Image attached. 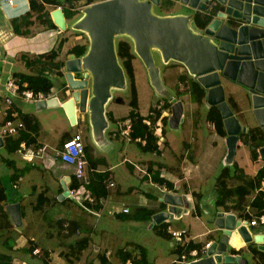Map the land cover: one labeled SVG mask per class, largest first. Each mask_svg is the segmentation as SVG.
<instances>
[{
    "label": "crops",
    "instance_id": "1",
    "mask_svg": "<svg viewBox=\"0 0 264 264\" xmlns=\"http://www.w3.org/2000/svg\"><path fill=\"white\" fill-rule=\"evenodd\" d=\"M7 1L8 0H0V9L3 11L4 17H6V21L1 19L0 17V96L6 93V81L8 80L9 77L11 76L16 77L15 74L17 72H24V73L32 72L31 68L27 67L24 60L22 59L23 54L25 55L27 54L29 56L34 57L39 54L49 53L52 49H57L61 41V40L59 41L57 46L41 47V45L37 43L36 45L31 47V39H29L30 35H32L36 39V35L48 27L46 26L45 23H43L40 20L42 22L41 24L44 25V27L41 30H38L36 32L33 31V27L34 25H36V21H39V19L36 20V18L33 17L34 24L30 27L29 34L21 35V34L15 33L13 29V26H14L13 19L16 17L22 16L26 12L30 11L31 9L30 0H12L13 1L12 4L8 3ZM47 8L50 10V13H51L57 7H53L52 9H50L49 5H47ZM196 10H200V9L195 8V11ZM212 11H213V8H210L209 13H211ZM167 15H176V14L167 13ZM192 16H194V14H192ZM67 20L68 19H66V21ZM191 20L194 26V19L192 18ZM51 29L59 30L63 33V31L59 27L51 28ZM196 30L200 32L199 29H196ZM21 41L24 43H28L29 41L30 42L29 50L31 47L34 51H31V50L27 52L22 51L20 49ZM88 48L89 47H87V51H88ZM60 50H59V54H60ZM133 52L135 54L133 64L135 68V77H136V85H137V75H138L137 69L141 70L144 65L142 63L143 65L142 66L140 62L141 60L139 61L137 59L138 54L135 52V50ZM59 54H58V61L60 57ZM72 55L73 54H70V56ZM16 61H22L27 70L26 71H13L12 70L13 64H15ZM62 62H64V60H62ZM160 63H161L160 67L157 65V63L156 65L159 67V77L161 79L160 71L163 72V69H164L163 67L167 63L163 61V58H161ZM4 64H7L8 66H10V68L8 69L6 73V77L2 76ZM177 67L179 68V77L177 79V83H178L181 79V76L182 78L183 77L185 78V76L189 75L188 74L189 71L187 68L185 67L183 68V66L181 65ZM63 72H65V68ZM50 74L52 75V77H54V74L56 73L53 71V73H50ZM190 76L195 78L194 75H192L191 73H190ZM223 79H225V85H226L225 87L223 83L226 101L229 102L228 104L232 108L233 113L239 120L240 124L243 126L242 128H246L245 130H242L240 133V137L236 144V149L232 157H227L228 153L226 155V161L228 162V165H232V168H230L229 166L225 167V168H229L230 170V176L228 177V182L230 184H236V182L240 183L241 181H243L242 179L244 177L247 178V177L256 176L258 170L264 166V157L262 156L261 151H260L262 148H264V142L262 146L258 149L259 155L257 157H254L252 155L251 142L250 140L248 142H244L243 140L244 136L242 135V132H247L250 129L259 128L262 132L261 136L264 137V130L260 126L258 119L256 118L254 114L252 91L249 88L245 87L244 85L236 81L226 79V78H223ZM52 91L56 96H58L57 93H55L56 92L55 86L52 88ZM137 91H138V101L140 103L138 85H137ZM58 93H61V92H58ZM188 95H190L189 108L191 107V109L194 110L196 109L197 102H195L191 98L192 96L189 93H186L183 96H188ZM177 96H178L177 99L175 100L171 99L169 101L172 105L177 100L178 101L180 100V96L178 94ZM117 97H122L123 102L121 104L130 102V97L125 98L124 96H113L112 95L106 104V114L108 118V113H111L113 120H110L108 118L109 120L108 128L104 130L102 133L98 134V136H95L94 128L93 126H91L90 131L88 133V138H87L88 142L87 143L85 142V144L88 146L87 154L91 156L93 158V161H95L96 163L95 167L97 169L95 170L101 171V172H107L109 174L108 177H110L111 180H113L115 183V186L109 187V192L105 196L106 198L105 203L98 202L96 205L90 206L89 207L90 211L84 209L82 206L77 204L73 199L69 198L68 195H64V192L70 188L73 179H76L74 175V167L70 164H67L66 162H63L61 160H55L52 158L54 149L61 145L60 144L61 137L65 135V133H69V136L71 138L74 136V134L80 133V131L71 132L69 130L70 123L67 120V117L65 114L66 112H65L60 115V120L55 123L57 132H59L60 137L56 143L52 144V142L51 143L49 142V139H51L49 133L47 131H44L43 129L44 123H42L41 116L38 113L25 112L21 108V106L16 101H14L13 109L16 112H18V114H20L19 115L20 117L21 115H24V114H30V115H34L37 118L39 122V131L37 135H35V137H36V140H38L37 141L39 143L38 146L47 145L48 151H47V154L45 155L47 156L45 157V159H35L32 161H28L24 159L22 154L19 152V150L15 151V152H19L20 156L22 157L23 163L20 164L16 160L9 159L7 160V164L10 166L11 171L6 174H0V180L7 187V190L9 193L10 201L8 204L19 202L21 204V209L23 208L24 210V215H22V224L19 226L14 224V228L16 232L18 233V237L16 239V247L13 251H15L16 248L18 250L23 248V251H24V248L26 247L28 248L30 245H32V246H35V249L32 251L33 253H31L32 256L38 255V253H40L41 250L44 251V254L46 252H49L50 257H52L54 253L55 254L59 253L63 257L64 261L61 260V262H59L58 264H67L68 259L65 257L64 255L65 253L63 254V252L67 250H72L71 249L72 245H74L77 241L81 240L82 238L87 237L89 240V244L87 245L85 249H83V251L80 254H77L78 252L75 250L74 256L76 254L77 255L75 257L73 256L74 259L77 258V260L79 261L83 260L82 258L83 256L87 254L88 250L94 249L95 253H101L107 256L109 264H120L128 258H131L135 262H138L140 264L145 263V261L147 264H158L156 263L158 259L159 261L163 263L165 262L162 259V257L164 256L163 255L164 250L160 246H157L155 244L153 248H150L149 246H147L146 243H137V242L130 243L131 241L125 242V238L122 236L121 233L120 235L114 234L113 236L114 240L112 239L110 242V246H108V243L104 241L103 236L100 235V233L104 234L102 232L104 231V229L101 231L99 223H98V219L109 216L111 217V219L113 218V219L119 220V222L116 223L112 219L113 223H111L110 226L114 225V227L118 228V225H119L120 229L123 230L122 228L123 224H121L120 222L129 220L134 224L135 223L134 219L146 221L147 222L146 225L148 229L155 231V233H157L159 237H165L167 239L174 241L175 244L177 245L176 240H173L170 235H169L170 237H168L164 234V232L166 233L165 229L160 227V224L162 223H157L156 220L153 218L155 214H157L158 212H161L162 210L166 208L164 204L167 206V204L162 201V197L164 196V193L162 192L163 186H166L169 190L173 191L175 194L181 195L182 197L186 195L187 199H185L186 200L185 203H188V206L184 204L185 207H183L182 210L180 209V213L177 215L178 217H175L171 220L170 225H172L177 230L185 229L187 230L188 234H187V238L185 240L184 246L178 247L177 245L176 251L171 250L173 253L172 254L173 258L169 261V264H177L176 262L177 256L179 255V253L186 251V248L189 244H193V248H198V246H201L203 242H206L207 240L219 241L220 238L224 235L223 233L224 230L217 228L220 230V233H218L219 238L215 236V234L213 233L215 230L213 228L208 227L207 226L208 223L203 218L204 213L209 214L208 215L209 217L212 215V218L210 221H213L215 223L217 221L216 215L219 212L224 213L225 217H227L228 214H233L237 220H241V221L249 219L248 217L244 216L245 207L247 206V204L253 201L256 195L255 193L248 195L247 204L243 208L244 210L242 209V211H235V210H227L224 206H218L216 204L217 196H218L217 186L210 191L208 196H206L202 193L196 192L195 190H191L189 185L187 186L188 187L187 191L183 189L184 186L180 185L182 182L186 180H190V175L188 173L190 171V166L197 167L200 160L202 159V156H197V159H193L192 161H190L191 145L196 144L198 146L200 142L204 141V139L200 135H197L195 138V144L193 142H190L189 139H184L183 145L181 147L180 155L177 152H175V148L171 147V143L166 136V129H165L166 123L162 119L163 117L170 118L171 113H172V109L170 108L169 109L162 108L161 113L164 112L165 114L164 116L160 115V117L154 124L155 134L158 136L157 144L160 150L156 152L154 151L152 153L153 154L158 153V155L161 156L163 159L159 160V159H155V158L153 159L152 157H150L144 160L142 159L136 160V156H130L127 149H122V152H121L122 160L116 164L113 163V160L111 159L112 156L110 158L108 155L110 154V152H112L115 149L114 145L116 144L115 142H113L114 141L113 139L120 140L123 136H125L127 137L129 141L137 143L142 149L146 143L144 141L132 139V135L129 138L128 136L122 133V129H123L122 123L129 116L132 110V107L129 110V114L122 116V117L117 115L115 109H113L112 107L111 108L108 107L109 103L112 101H115ZM166 102L168 101H163L162 104H165ZM182 104L184 107L183 102ZM200 105L205 106L204 112L206 111L205 113L207 117V113L210 107L212 106L207 100V91H206L205 98L203 99V102ZM159 106L161 105L159 104ZM0 107L1 108L3 107V100H1L0 102ZM56 107L58 109H62L61 105H58ZM160 108L161 107L157 109H160ZM116 110L118 109L116 108ZM149 113L154 114L155 112L154 111L152 112L150 108ZM77 114H78L77 124H72V125H76L80 127L81 125L80 122H84L88 118L85 119L86 113L84 112L78 111ZM183 118H185L184 112L182 114V119ZM1 121H2V114L0 113V123ZM182 122H184V119ZM147 123L151 124L149 120H147ZM112 126H115V128L112 129L110 132H108L109 128H112ZM207 126H210L209 131H211V134H210L211 142L209 141V143L213 146H218V145L220 146L224 144L226 147V151L228 149V152H229V146L227 143V133L220 136L215 126L212 123L208 122V120L205 122V127ZM212 129H214L215 136L213 135L214 132ZM17 137L19 136H15L13 138H17ZM2 146H5L7 148V146L5 145V141ZM197 153L200 154L198 151ZM125 164L127 165L126 167H125ZM23 168L25 169V173L17 181H12V176L15 173V169L21 170ZM116 168H120V169L116 170ZM92 170L93 168L90 167V165H88V172H87L86 180L89 184L91 182L90 172ZM134 176H136L139 179V182L135 181ZM158 178L164 179V183L160 182ZM24 184H25V187H24ZM54 184H58L59 186V188L57 189L58 192L56 191V193L57 195L59 194L61 202H65V200L71 199L79 206V209H80L77 212V218L76 217L68 218L62 215L61 218L58 219V225L59 226L63 225V229H62L63 232H64L65 227H68V225L69 227H72L73 225L75 229L73 230L72 235H66L62 233V230L59 231V233H62L64 236L66 235V237H64L65 238L64 240L60 241L61 243V245H59L60 248H58L57 251L55 250V252L54 250H47L45 247L42 246V244L37 242L36 239H34L33 237H30V238L25 237L20 229L23 225L26 224V219L27 221L29 220L30 216L32 215V211H35L36 209L39 210L41 208H44L47 204H51L52 199L50 195H53L55 188H56V187L52 188L51 186H54ZM170 184H172V187L170 186ZM186 184L187 182L185 183V185ZM29 185L31 186L28 187ZM30 188L32 189V191H34V194L37 196L36 200H32L31 203L26 201L28 199V194H30V196L32 194L31 192H29ZM21 191H23L24 193H21ZM41 196H43L45 199L42 200ZM123 203L128 205L130 209L129 212L122 211ZM27 205H29V207H27ZM28 208H31V210L29 211ZM149 210H151L152 215L147 219L146 216ZM255 210L257 209L255 208ZM81 212H82V215H80ZM257 212L260 213L258 210ZM86 215L89 217V219L92 218L94 221L92 220L90 221ZM188 215H192L193 218L195 219L193 222L189 224V227L178 228L175 226L176 224L175 225L173 224L174 219L178 220L179 218L188 216ZM93 216L97 217V219L95 220ZM64 218H66L67 221H65ZM60 220H62V222L59 223ZM234 221L235 219L233 218L228 219V223H234ZM49 225L50 226L52 225V220L51 222H49ZM250 228H253V233H254L253 235L255 236L264 235V226L257 225V226H253ZM67 229L69 230L70 228H67ZM20 236L23 237L24 240L28 243H25L24 245H19ZM67 239H68V242H65ZM26 244H29V245L25 246ZM248 244L249 243H246V244L244 243L242 246L241 244H238L236 247L237 249L232 248L230 246L228 248L229 253L231 254L236 253V251L233 250V249H236V250H239L238 253H240L241 256L246 257L244 253H245V250H247L249 251L250 255H252L253 259H251L252 261L249 259V257H246V259L248 260L249 264H254L256 262V258L251 251V247ZM250 244L257 246V243H250ZM129 248H133V251H131ZM102 249L104 251L100 252ZM179 249H181V251ZM125 255H126V259L125 258L123 259ZM12 256L14 258L13 254ZM112 257H115L116 261L113 260ZM22 258L25 259V256L23 255ZM14 262L16 264H24V263H21V261L19 262V260H16L15 258H14ZM69 262H72V260H70ZM91 264H93V262ZM165 264H168V263H165Z\"/></svg>",
    "mask_w": 264,
    "mask_h": 264
},
{
    "label": "water",
    "instance_id": "2",
    "mask_svg": "<svg viewBox=\"0 0 264 264\" xmlns=\"http://www.w3.org/2000/svg\"><path fill=\"white\" fill-rule=\"evenodd\" d=\"M160 1L101 0L85 8L74 27L88 32L91 41L84 55H72L65 62L70 94L38 102L37 107L61 105L72 124H77L78 111L88 113L95 136L102 133L109 126L106 104L112 89L124 88L127 83L126 71L118 60L115 36L128 34L133 38L136 53L148 67L153 84L160 85L159 67L153 55V49H158L163 61L183 63L206 89L208 102L216 105L224 118L229 146L227 157H232L240 133L246 128H242L226 101L223 78L252 91L254 114L264 130V0H216L212 21L200 32L194 28L190 14H156L153 5ZM181 1L200 10L209 7L207 0ZM51 16L61 30L67 28L62 7L54 9ZM75 72L82 75L76 77ZM171 109L170 123L177 127L182 119V102L176 101ZM260 151L264 157V148ZM67 190L64 195H68ZM162 201L167 206L153 216L157 223L177 216L184 204L188 206L178 194H165ZM7 210L13 223L21 225V204L10 203ZM216 218V225L224 230V235L219 241L212 240L202 257L190 264H249L236 250L238 244L257 243L264 251V235H253L250 228L253 226L237 220L233 214L225 217L219 212ZM229 218L235 219L234 223H228ZM230 246L236 248L233 249L236 253H229Z\"/></svg>",
    "mask_w": 264,
    "mask_h": 264
},
{
    "label": "rangeland",
    "instance_id": "3",
    "mask_svg": "<svg viewBox=\"0 0 264 264\" xmlns=\"http://www.w3.org/2000/svg\"><path fill=\"white\" fill-rule=\"evenodd\" d=\"M59 3H62L63 6L66 8H70L75 12V15L67 20V28L65 30H62L63 33L59 30H54V29H48L45 28L42 30L40 33L36 35V39L30 35L31 39V47L39 43L41 47L43 46H57L59 41L63 40V46L61 47L60 54H59V61L61 59L67 61L70 58V54L75 55L74 53L71 52V48H75V46L81 44L85 45L86 47L90 46V37L88 32L77 29L74 27V24L84 15V10L89 6L86 0H81L78 2H75L72 5H69V3L66 0H57ZM101 1V0H98ZM97 2V1H96ZM54 6H49L50 9H52ZM153 11L158 14V15H167V13H172V14H194L195 8L192 7L191 5H187L186 3L182 2L181 0H161L159 4L155 3L153 5ZM0 17L4 21H6V17L3 15V11L0 9ZM37 20V18H36ZM42 22L36 21V25L33 27V31H38L41 30L44 25L41 24ZM65 31V32H64ZM43 35V36H41ZM41 36V37H39ZM39 37V38H38ZM121 40H127L130 42L132 51L135 50L134 47V41L131 36L128 34L124 33H119L115 36V43H116V50L118 49V44ZM44 41V42H43ZM60 41V42H61ZM48 42V43H47ZM47 43V44H46ZM30 42L24 43L20 42V49L22 51H34L31 47L29 50ZM136 52V51H135ZM27 55V54H26ZM84 55V54H83ZM153 55L155 58V61L157 65L160 67L161 66V52L158 49H153ZM29 56V55H27ZM32 57V56H29ZM160 57V58H159ZM140 62L141 65L143 63V68L137 69L138 75H137V85H138V90H139V98H140V103H139V108L138 111L140 112L141 115L147 116L151 113H149L150 108L152 110L154 109V114H152V118L149 119L151 122L152 126L154 127L155 122L158 120H153V118L156 116V110H161L162 108L164 109L165 104H162L163 101H170L171 99H177V79L179 77V68L177 66L181 65L183 68L186 66L176 60H169L168 62L164 61L167 63L164 65L163 72L160 71L161 79H160V85L153 84L152 79L150 77V71L146 64L144 63L143 59L138 55L137 58ZM58 61V57L56 58ZM119 63L123 66L122 60L118 56ZM164 60V59H163ZM4 69L2 76L6 77V73L10 66L7 64H4ZM64 67L59 69L58 71H54L56 74H54V77L57 78L55 81V90L58 95V97L63 98L66 97L70 94L69 88L66 86V76L64 71ZM13 71H26V67L22 61H16L15 64H13ZM190 75V72L188 73ZM82 75L81 72H75L76 77H80ZM127 76V74H126ZM128 77H127V83L124 88L121 89H112V95L113 96H124L125 98L131 97V91H130V83L128 82ZM223 83L225 85V79H223ZM226 87V85H225ZM61 93H58V92ZM192 98V97H191ZM193 99V98H192ZM190 100V95L188 96H182L180 97L179 101H182L184 103L183 107V112H184V122L183 119L180 121L179 125L177 127L172 126L170 123V118H168V121L165 125L166 129V136L169 139L171 143V147L175 148V152H177L180 155L181 152V147L183 145V140L184 139H189L190 142H193L195 144V138L197 135H200L204 141L200 142V144L197 146L191 145L190 149V161L193 159H197V156H202V159L200 160L198 166H190V171L188 172L190 175V180H186L182 182L180 185L184 186L183 189L186 191L188 190V185L191 190H195L198 193H202L206 196L209 195L210 191L215 188L218 182V178L221 175V173L225 170L226 166H229L232 168V165H228V162L226 161V155L228 153V149L226 151V147L224 144L218 145V146H213L209 143L211 140L210 134L211 131H209L210 126L205 127V122L207 121L206 119V111L204 105H200L197 103L196 109H191L189 108ZM14 101H16L21 108L27 112V113H38L41 116L42 123H44V131H47L51 137L49 139V142L52 144L56 143L59 139V132H57L56 129V122L60 120V115L65 113V109H58L56 106L54 107H43V108H38L37 104L33 100H24L23 98H20L18 96H14ZM178 101V100H177ZM160 102V103H159ZM228 102V101H227ZM229 103V102H228ZM159 104L161 106H159ZM160 109H157L159 107ZM108 107H112L115 109L117 115L119 116H125L129 114V110L131 106H129V103L125 104H119L115 101H112L109 103ZM156 107V109H155ZM172 107V104H171ZM170 107V109H171ZM116 108L118 110H116ZM196 111V112H195ZM66 117L68 122L70 123L69 130L71 132H77L80 131L81 135L84 138V141L87 143L88 140V133L90 131V127L92 125L91 121L89 119V114L86 113L85 119L88 118L84 122H80L81 125L80 127L76 125H72L70 118L67 113ZM164 112L161 113V116H164ZM168 116V115H167ZM120 118V117H119ZM161 119V118H160ZM246 126V125H245ZM108 128V127H107ZM106 128V129H107ZM115 126H112V128H109L110 132L112 129H114ZM105 129V130H106ZM214 132V129H212ZM91 134V132H90ZM215 136V132L213 133ZM109 138V137H108ZM202 139V140H203ZM116 145H114L115 149L110 152L109 157L111 158L113 163H118L119 161L122 160L121 152L122 149H127L129 152L130 156H136L137 159H147L152 157L153 159H163L161 156L158 155V153L153 154L152 152H145L137 143L131 142L127 139V137L123 136L120 140L113 139ZM211 142V141H210ZM125 147V148H124ZM196 151V152H195ZM197 151L200 153L198 154ZM225 153V154H224ZM6 158V159H4ZM12 159L16 160L18 163L22 164L23 160L22 157L20 156L19 152H11L9 151L5 146H0V174H6L10 172V166L7 164V160ZM191 163V162H190ZM127 165L125 164V167ZM120 169V168H116ZM4 171V172H3ZM134 179L136 182H139V179L134 176ZM187 184L185 185V183ZM29 185L28 187H30ZM25 187V184H24ZM52 188H55V191L53 195L51 196V204H47L44 208H41L39 210L32 211V215L30 216L29 220L27 221L26 219V224L23 225L20 229L25 237H33L36 239L37 242L42 244L43 247H45L47 250H55L57 251L59 245H61L60 241L64 240L66 235L64 236L62 233L66 234L68 231L67 227H65L64 232H63V226L60 227L58 225V219L61 218L62 215L65 217H76L77 218V212L79 209V206L72 201L71 199L65 200V202H61V199L59 197V194L57 195L56 191L59 188L58 184H54V186H51ZM30 194H28V199L26 200L27 202H32V200H36V195L34 194V191L32 189H29ZM58 192V191H57ZM21 193H24L21 191ZM55 197V198H54ZM26 198V197H25ZM21 200V199H19ZM26 202V203H27ZM24 203V202H23ZM166 207V205L164 204ZM29 207V205H27ZM163 207V206H162ZM29 211L31 208H28ZM63 213V214H62ZM76 213V214H75ZM82 215V212L80 213ZM209 214L204 213V220L208 223V227L213 228L215 231L213 232L217 238H219L218 233H220V230L217 229L218 226L216 225L215 222L210 221L212 218V215L209 217ZM87 216V215H86ZM63 218V217H62ZM89 219V217L87 216ZM93 218L96 220L97 217L93 216ZM65 221L66 218H64ZM113 219V218H112ZM111 217L106 216L98 219V223L100 226L101 231L104 234L100 233L101 236H103L104 241L108 243V246H110V242L114 236V234H122V236L125 238V242H137V243H146L147 246L150 248H153L154 245L156 244L157 246H160L164 251H163V257L162 259L165 262L157 260L156 263L158 264H165L168 263L169 261L173 258V253L172 251H176L177 245L175 244L174 241L167 239L165 237H159L155 231L150 230L147 228L146 221L142 220H135V223L133 224L131 221L127 220L124 222H120L122 225V229H120L119 225L118 228L114 227V225H111L113 223V220L117 223L119 220L113 219ZM52 220V225H49V222ZM90 221H94L92 218L89 219ZM195 219L193 218L192 215L184 216L177 219H174L173 224L180 228V227H189V224L193 222ZM119 223V224H120ZM132 224V225H130ZM127 229V230H126ZM129 229V230H128ZM62 230V233H59V231ZM120 231V232H119ZM50 234V235H49ZM222 234V232H221ZM19 245H24L25 243H28L24 240L23 237H19ZM3 239L0 238V252H5L6 247L3 244ZM68 242V239L65 241ZM63 242V243H65ZM113 244V243H112ZM29 244H26L25 246H28ZM121 245V244H120ZM125 245V244H124ZM27 248V247H26ZM67 249V248H65ZM131 251H133V248H129ZM172 250V251H171ZM25 251V250H24ZM23 251V248L18 250L16 248L15 251H11V254L14 255V258L16 260L21 261V263L24 264H44L43 258L44 256V251L41 250L38 255L32 256L31 253L33 252H28V251ZM104 250L102 249L100 252H103ZM25 253V254H24ZM101 253H95L94 249H89L87 254L83 256V260L79 261L77 258H73L74 260L72 262L67 261V264H98L100 259L99 256ZM245 256L249 257V259H253L252 255H250L249 251L245 250ZM25 256V259L22 258V256ZM113 260L116 261L115 257H112ZM48 260L51 261V264H58L59 262L64 261L63 257L59 253H54L52 257H49ZM252 261V260H251ZM95 262V263H94Z\"/></svg>",
    "mask_w": 264,
    "mask_h": 264
},
{
    "label": "trees",
    "instance_id": "4",
    "mask_svg": "<svg viewBox=\"0 0 264 264\" xmlns=\"http://www.w3.org/2000/svg\"><path fill=\"white\" fill-rule=\"evenodd\" d=\"M69 5L74 4L75 2L81 0H66ZM88 4L94 3L98 0H86ZM47 5H51L54 7L63 6L62 3H59L57 0H30V11L26 12L22 16L16 17L13 19V29L14 32L21 35H26L30 33V27L34 24L33 17L41 20L46 24L48 28H58V26L54 23L50 10L47 8ZM66 19H70L75 15V12L70 8L63 7ZM212 13H209L207 10H196L193 16L194 19V27L199 30H203L206 28L210 22L212 21ZM63 46V40L59 43V47L57 49H52L49 53L39 54L34 57H29L25 54L22 55V59L24 60L27 67L31 68L32 72L24 73L17 72L15 74L16 78H18L21 88H29L33 89L35 92H51L52 88L55 86L56 78L52 77L50 73L53 71H58L62 67H64V62L56 61L58 57L59 50ZM87 51V47L85 45H77L75 48L71 49V52L74 53L75 57H80L85 54ZM118 56L122 60L123 67L126 71L127 77L130 83V106L132 110L129 114L133 119V130H132V139L141 138L145 140L146 143L143 146V150L147 152H156L159 151L158 146V136L155 134V129L152 124L147 123V120L152 118V113L143 116L138 111L139 101H138V91L136 85V77H135V68L133 64V60L135 58V54L132 51V47L129 41L121 40L118 44ZM182 82V83H180ZM177 94L181 97L186 93L191 94L193 100L199 104L203 102V99L206 95V89L197 81L196 78L191 77L190 75L185 76V78L181 76L180 81L176 84ZM116 102L122 103V97H117ZM171 107V103L168 101L165 103L164 108L169 109ZM156 109V108H155ZM162 110V109H161ZM161 110H156V116L153 120H156L161 115ZM151 111L153 112L154 109ZM22 120L25 122L28 129H30L34 136L30 135L29 142L33 143L36 141L35 135H37L39 131V122L34 115L24 114L21 115ZM108 118L113 120L111 113H108ZM208 122L212 123L218 134L224 135L227 133L226 127L224 124V118L220 109L216 105H212L207 113ZM165 123H167L168 118H162ZM262 132L259 128L250 129L247 132H242L244 142H248L250 140L252 145V155L257 157L259 155L258 149L262 146L264 142V137L261 136ZM70 138L69 133H65L61 137L60 144H62L65 140ZM22 137L13 138L10 137L5 140V145L7 149L11 152H15L19 150V144L22 140ZM86 145V150H87ZM88 161L90 167L93 170L90 172L91 174V182L88 183L89 187L92 189L95 196L99 199L100 197H105L109 192L108 182H110L111 178L108 177L109 174L107 172L96 171L95 161L93 158L88 155ZM236 168V167H235ZM25 173V169H15V173L12 176V181H17L23 174ZM230 176L229 168H225V170L221 173L217 182L218 196L216 204L218 206H224L227 210H235L242 211V209L247 204L248 195L255 193V190L261 185V181L264 179V166L261 167L256 176L245 178L243 175V181L240 183L236 182V184H230L228 182V177ZM160 182L164 183V179L158 178ZM113 181V180H112ZM78 185V181L73 179L71 188L76 187ZM172 187V184H170ZM41 199L45 198L41 196ZM9 193L7 187L0 180V237L3 239V244L6 247L5 252H0V264H16L14 262V258L11 254V251L16 247V239L18 237V233L14 228V223L11 219V216L7 210V205L9 203ZM18 201V200H17ZM251 205L256 208L260 213L263 212L264 209V193L258 192ZM244 210V209H243ZM22 215H24V210L22 208ZM152 215L151 210L147 213L146 218L148 219ZM244 216L250 218L251 216L245 212ZM62 220L59 221V223ZM63 225H60L62 227ZM160 227L165 229L166 224H160ZM70 228L66 235H72L75 227ZM164 234L170 237L167 233ZM31 243V242H30ZM89 244L88 238H82L77 241L74 245H72V250L64 251L63 254L68 259V261L72 260L77 255L80 254L83 249L87 247ZM251 251L256 258V262L254 264H264V251L260 250L257 246L250 244ZM193 248V244H189L186 248V251H189ZM201 248V246H198ZM35 249V246L30 245L28 248H24L25 251L32 252ZM78 253L74 256V251ZM181 251V249H179ZM43 262L44 264H51V261L48 260L50 257L49 252L44 254ZM74 256V257H73ZM99 263L98 264H109L107 256L104 254L99 255ZM126 259V255L123 259Z\"/></svg>",
    "mask_w": 264,
    "mask_h": 264
},
{
    "label": "built area",
    "instance_id": "5",
    "mask_svg": "<svg viewBox=\"0 0 264 264\" xmlns=\"http://www.w3.org/2000/svg\"><path fill=\"white\" fill-rule=\"evenodd\" d=\"M8 3H13L12 0H8ZM208 8H212L216 5V0H207ZM14 96L23 98L24 100H33L36 103L45 101L49 98L55 97L56 95L51 92L45 93L42 91L35 92L33 89L21 88V84L18 78L11 76L6 81V93L0 96V102L3 100V107H0V113L2 114V121L0 123V138L2 140V145L4 144L5 139L15 136H20L23 139L19 144V152L22 154L23 158L32 161L35 159H45V156L48 151L47 145L38 146L39 143L36 140L35 142H29V136L34 134L27 127L25 122L19 116L18 112L13 109L14 105ZM123 129L122 133L130 138L133 130V119L128 116L122 123ZM220 135V134H219ZM221 136V135H220ZM139 141H144L141 138H137ZM52 158L55 160H61L70 164L74 167V175L78 181V185L73 188H69L68 197L73 199L77 204L82 206L84 209L90 211V206L96 205L98 202L105 203L106 198L100 197L99 199L95 196L92 189L89 187L86 180L88 172V154L86 150V144L83 136L80 133L74 134L70 139L65 140L59 147L54 149ZM143 170V169H142ZM108 187L115 186L114 181L110 180L108 182ZM162 192L165 194H175L173 191L169 190L166 186L162 187ZM258 192L264 193V179L261 181V185L255 190V194ZM163 196V197H164ZM162 197V198H163ZM187 196L183 197V200L186 201ZM122 211L129 212L130 209L127 204H122ZM245 212L248 213L251 217L242 222H246L249 226H264V211L258 213L257 210L251 205L247 204L245 207ZM178 216H173L172 218H166L161 223H165V231L168 235L172 237L173 240H176L178 247L184 246L185 240L187 238V230L175 229L171 224V220ZM212 243L211 240L203 242L201 248H192L189 251H183L179 253L176 258L177 264H190L194 261L199 260L202 257V252ZM186 246V245H185ZM120 264H140L135 262L133 259L128 258ZM143 264H147L146 261Z\"/></svg>",
    "mask_w": 264,
    "mask_h": 264
},
{
    "label": "clouds",
    "instance_id": "6",
    "mask_svg": "<svg viewBox=\"0 0 264 264\" xmlns=\"http://www.w3.org/2000/svg\"><path fill=\"white\" fill-rule=\"evenodd\" d=\"M92 4V3H91ZM90 5V4H89ZM58 7H61V6H58ZM65 66V65H64ZM37 104V103H36ZM78 118V117H77Z\"/></svg>",
    "mask_w": 264,
    "mask_h": 264
},
{
    "label": "flooded vegetation",
    "instance_id": "7",
    "mask_svg": "<svg viewBox=\"0 0 264 264\" xmlns=\"http://www.w3.org/2000/svg\"><path fill=\"white\" fill-rule=\"evenodd\" d=\"M250 246V245H249Z\"/></svg>",
    "mask_w": 264,
    "mask_h": 264
}]
</instances>
